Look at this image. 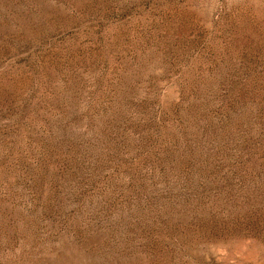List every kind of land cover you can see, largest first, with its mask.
Listing matches in <instances>:
<instances>
[{
	"label": "rangeland",
	"instance_id": "obj_1",
	"mask_svg": "<svg viewBox=\"0 0 264 264\" xmlns=\"http://www.w3.org/2000/svg\"><path fill=\"white\" fill-rule=\"evenodd\" d=\"M0 264H264V0H0Z\"/></svg>",
	"mask_w": 264,
	"mask_h": 264
}]
</instances>
